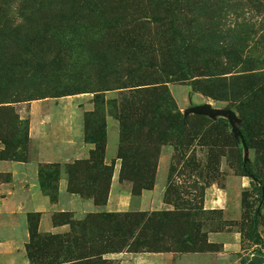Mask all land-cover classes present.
Segmentation results:
<instances>
[{
	"label": "rangeland",
	"instance_id": "374dc122",
	"mask_svg": "<svg viewBox=\"0 0 264 264\" xmlns=\"http://www.w3.org/2000/svg\"><path fill=\"white\" fill-rule=\"evenodd\" d=\"M33 1L36 14L21 11V0H0V16L26 34L0 39V96L15 95L0 99V160L29 161L38 116L46 144L80 148L73 161L40 160V191L51 204L65 191L97 211H53V225L70 227L61 234L40 233V214L27 212V264H134L138 255L165 253L168 264H251L254 256L264 264V123L252 122L246 156L226 117L185 116L209 104L239 117L236 105L193 91L184 79L187 71L195 81L221 72L264 78V0H182L180 7L175 0ZM71 30L81 34L65 43ZM214 33L241 40L234 63L207 53ZM179 36L200 42L176 64ZM104 59L123 65L116 74L92 69ZM76 88L88 92L60 96ZM159 166L163 204L107 211L114 169L117 186L136 200L155 187Z\"/></svg>",
	"mask_w": 264,
	"mask_h": 264
},
{
	"label": "crops",
	"instance_id": "0c3cea01",
	"mask_svg": "<svg viewBox=\"0 0 264 264\" xmlns=\"http://www.w3.org/2000/svg\"><path fill=\"white\" fill-rule=\"evenodd\" d=\"M38 116L34 117L33 133L30 138L31 151L28 162H16L0 160V174L9 176V180H0V264H27L24 257L25 244L28 240V231L25 222L26 213L40 214L38 230L40 233L61 234L70 231L67 224L55 226L52 224L51 214L56 212H67L76 217L80 214L97 211L89 202H80L78 198L65 191L60 195L56 203L51 204L48 197L41 191L37 183V164L44 160L53 162L56 159L68 157L67 161L78 159V145L69 146L50 145L42 139L45 133L36 123ZM48 130L47 125L44 126ZM39 133V134H38ZM114 137L109 139L112 147ZM88 145V144H87ZM82 150L84 148H81ZM112 155V150H109ZM105 157V164L109 165L110 157ZM72 157L74 159H72ZM161 163H163L161 161ZM164 165H166L164 163ZM118 167L116 164L115 167ZM114 167V168H115ZM109 199L107 201L108 212H126L138 207L139 210L155 209L163 204V189L165 181V166L158 169L155 187L152 190H144L135 197L127 189L117 186V169H114ZM62 183V182H61ZM65 186V185H64ZM64 189V188H63ZM62 193V188H60ZM219 198V196L217 197ZM136 203L133 204V202ZM216 202V199H212ZM134 205V206H133ZM89 207V208H88ZM91 207V208H90ZM171 254H142L136 257L134 264H168Z\"/></svg>",
	"mask_w": 264,
	"mask_h": 264
},
{
	"label": "trees",
	"instance_id": "16d2710c",
	"mask_svg": "<svg viewBox=\"0 0 264 264\" xmlns=\"http://www.w3.org/2000/svg\"><path fill=\"white\" fill-rule=\"evenodd\" d=\"M23 1L21 4V11L22 10H28L33 14H36V12H40V8L38 11H36L37 7L29 6L27 4L28 0H21ZM182 0H175L176 6L180 7L182 4ZM32 2L35 4V2L32 0ZM72 3V2H71ZM50 9V8H49ZM75 9V8H74ZM92 11V9H91ZM26 14V12H22L21 16H23L26 22H30V16ZM93 15V14H92ZM70 16L73 18V14L70 13ZM61 17V16H60ZM45 21H52V17L49 19L48 17H43ZM62 18V17H61ZM66 19V18H63ZM68 19H70L68 17ZM53 20H59L58 18ZM42 22L41 25H44L46 23ZM23 24L17 25L15 28H12L13 22L7 21L0 16V39L5 38H18L20 40L23 39L26 34L22 33L23 30ZM48 25H46L47 27ZM78 32H75L71 30L69 32V35L73 36L72 39H65V43H70L73 41L74 36L80 35L76 34ZM181 36V35H180ZM181 41L179 42L178 46L175 48V54L173 61L177 64V62L180 61V58L183 56L184 49H193V51H199L196 45L200 42L198 39L192 40L188 37H180ZM203 36V35H202ZM201 36V37H202ZM218 33H214L213 35H208L207 38H210L211 47L207 50V53L213 52L216 54L223 55L225 59L228 61L227 63H234L236 61V49L239 48V46L243 43H240L241 40L230 41L228 37L226 36L218 37ZM26 38V37H25ZM27 39H25L26 41ZM192 40V43L191 41ZM24 41V40H23ZM23 43V42H22ZM210 49H213L210 51ZM79 50V48L77 49ZM192 51V50H190ZM238 52V51H237ZM0 56H3V52L0 51ZM241 56V55H240ZM1 59V58H0ZM33 59V58H32ZM98 59V58H96ZM237 61L240 63L241 58H237ZM21 63V62H20ZM11 66H14L15 64H10ZM35 65V62H34ZM122 62L119 60H103L92 63V69H96L98 73H101L102 71H108L110 73L116 74L118 70L122 67ZM39 66L37 64L36 68ZM42 66V64L40 65ZM179 66H183L182 64H179ZM186 69L187 67H183ZM41 70H44L43 67L39 68ZM182 71V70H181ZM184 71V70H183ZM228 74V75H227ZM185 80H189L190 86L192 87L193 91H199L201 94L211 97L217 100L220 99H226L230 102H233V104L236 105V111L239 113V119L240 123L237 125L238 129L240 130L242 136L244 137L245 141L249 138V132H250V126L252 122L257 121L260 123H264V78L256 76L255 74H233L232 72H221L218 73L216 76H211L210 78H203L201 80L195 81L192 80V78L188 77V71L187 76H184ZM45 85V84H42ZM74 91V92H73ZM72 93H69L67 91H62L60 96H65L69 94H76V93H86L88 91L76 88V90L70 91ZM68 93V94H67ZM164 93L168 96L167 90L164 91ZM4 96V97H3ZM14 94H8L7 92L3 91L0 99H15ZM228 110H232L230 108H226ZM234 111V110H232ZM235 112V111H234ZM186 123V122H185ZM183 123L182 125H185ZM238 142L240 143V139L236 138ZM245 176L250 178L252 181L258 183V178L256 175H253L247 166H245ZM258 188L260 192L263 190L261 185H258Z\"/></svg>",
	"mask_w": 264,
	"mask_h": 264
},
{
	"label": "water",
	"instance_id": "95a60500",
	"mask_svg": "<svg viewBox=\"0 0 264 264\" xmlns=\"http://www.w3.org/2000/svg\"><path fill=\"white\" fill-rule=\"evenodd\" d=\"M189 114H195V115H202V116H207L211 119H216L218 117H226L228 123L231 126L232 129V133L234 135L235 138L240 139V143L243 147V149L246 152V156H247V144L246 141L244 139V137L242 136L240 130L238 129V124L240 123V119L237 117L236 113L232 110H228V109H216L213 108L211 105L209 104H204V105H197V106H193L188 108L185 111V116L189 115ZM247 158H245L246 161ZM263 262V259L260 257H253L251 260V264H261Z\"/></svg>",
	"mask_w": 264,
	"mask_h": 264
}]
</instances>
